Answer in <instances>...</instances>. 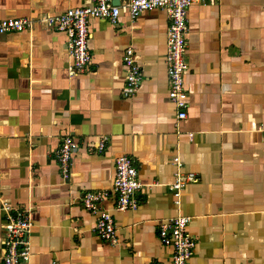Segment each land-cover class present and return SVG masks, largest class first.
<instances>
[{
	"label": "crops",
	"instance_id": "crops-1",
	"mask_svg": "<svg viewBox=\"0 0 264 264\" xmlns=\"http://www.w3.org/2000/svg\"><path fill=\"white\" fill-rule=\"evenodd\" d=\"M116 1V0H115ZM117 23L91 20L90 69L71 75L68 37L52 27L0 36V264L6 205L29 213L25 264H172L160 225L190 218L196 238L189 264H264V0L194 3L187 13V116L169 99L168 13L146 11ZM89 0H0V19L60 14ZM143 80L126 96L125 50ZM166 114L167 124L155 118ZM78 146L66 178L57 161L65 137ZM106 139L103 152L98 145ZM133 159L143 183L139 208L103 202L116 241L96 232L86 191H112L115 160ZM198 180L177 207L168 185L173 162Z\"/></svg>",
	"mask_w": 264,
	"mask_h": 264
},
{
	"label": "built area",
	"instance_id": "built-area-1",
	"mask_svg": "<svg viewBox=\"0 0 264 264\" xmlns=\"http://www.w3.org/2000/svg\"><path fill=\"white\" fill-rule=\"evenodd\" d=\"M83 6L69 8L60 14H40L37 17H6L0 19V36L10 32L31 31L36 26L52 27L63 32L68 37V53L73 59L70 68L71 75H79L90 69L93 54L90 46L91 20L100 18L117 23L122 5L115 0H89ZM217 0H128L125 3L128 14L136 19L146 11L161 9L168 13L169 27L167 31V69L169 78V99L178 107L177 118L183 120L187 116L186 108L189 104L188 92L185 88V73L190 68L187 59L188 9L194 3H215ZM125 88L126 96L137 93L142 80V71L135 61V51L132 47L125 50ZM106 139L98 145V151L103 152ZM78 150L76 141L72 137H65L57 151V161L66 178L70 176L73 165L74 152ZM173 162L177 168L175 180L168 185L177 207L182 204V193L187 185L196 182V173L183 171V163L177 155ZM116 172L112 191H86L81 197L83 207L98 216L96 232L105 240L115 242L117 227L113 216L101 204L114 195V208L121 211L139 208L138 192L143 183L138 176V170L130 156H119L115 160ZM9 211L6 217V230L2 241L4 264H25L31 256L29 235L33 222L29 213L17 209ZM190 218L183 215L171 217L160 225L161 241L173 248L172 264H189L196 247V238L188 231ZM53 264H58L57 262Z\"/></svg>",
	"mask_w": 264,
	"mask_h": 264
},
{
	"label": "clouds",
	"instance_id": "clouds-1",
	"mask_svg": "<svg viewBox=\"0 0 264 264\" xmlns=\"http://www.w3.org/2000/svg\"><path fill=\"white\" fill-rule=\"evenodd\" d=\"M155 120L157 124H167L169 122V118L166 114L157 116Z\"/></svg>",
	"mask_w": 264,
	"mask_h": 264
},
{
	"label": "water",
	"instance_id": "water-1",
	"mask_svg": "<svg viewBox=\"0 0 264 264\" xmlns=\"http://www.w3.org/2000/svg\"><path fill=\"white\" fill-rule=\"evenodd\" d=\"M114 3L118 5V4H119V1H118V0H116V1H114Z\"/></svg>",
	"mask_w": 264,
	"mask_h": 264
}]
</instances>
